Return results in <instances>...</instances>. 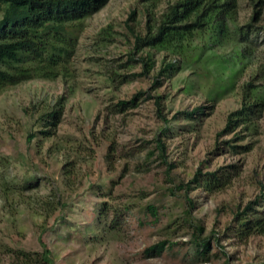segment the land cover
<instances>
[{
  "label": "rangeland",
  "instance_id": "obj_1",
  "mask_svg": "<svg viewBox=\"0 0 264 264\" xmlns=\"http://www.w3.org/2000/svg\"><path fill=\"white\" fill-rule=\"evenodd\" d=\"M153 1L108 0L86 19L67 76L0 90V155L12 162L5 175L9 182L35 177L38 183L19 201L5 199L0 191V264H11L7 247L41 252L40 242L52 251L53 264H264V233L240 238L234 230L236 215L250 202L257 201L253 208L264 213V101L253 131L240 127L218 136L227 116L241 108L247 82L264 85V30L245 41L230 25L229 36L210 50L200 51L206 41L196 39L184 57H176L180 69L157 89L152 88L155 73L122 85L109 83L106 77L114 71H140L137 63L128 62L131 31L142 30L146 9L158 15L165 0ZM249 13L247 1L240 0L236 25L248 22ZM103 30L110 31V40L97 47ZM246 45L249 54L230 80L232 55ZM155 58L158 66L161 54ZM138 91L149 98L143 101V96L124 113L112 111V103ZM156 96L162 97L159 114ZM58 100L63 113L52 127L46 124L52 120L39 117L55 109ZM196 107L202 112L194 114L195 121L184 118V111ZM47 129L49 138L40 133ZM227 141L250 150L234 154ZM109 145L115 148L112 165L105 158ZM65 164L70 187L63 182ZM231 165L237 169H224L232 175L224 188L206 193L192 182L197 173ZM98 185L108 199L92 194ZM53 193L64 198V206H48ZM86 199L108 200L116 229L84 235L79 204ZM60 217L76 228H56L55 237L51 230ZM195 225L208 241L202 256L193 243ZM162 242L159 254H146L145 249Z\"/></svg>",
  "mask_w": 264,
  "mask_h": 264
},
{
  "label": "trees",
  "instance_id": "obj_2",
  "mask_svg": "<svg viewBox=\"0 0 264 264\" xmlns=\"http://www.w3.org/2000/svg\"><path fill=\"white\" fill-rule=\"evenodd\" d=\"M156 1L154 0L153 4ZM246 1L250 7V13L248 22L243 26L236 25L240 0H165L158 15L151 12L149 8L146 9L147 16L142 30L131 31L132 47L128 54V62L137 63L140 71L122 75L114 71L106 77V81L109 83L117 81L122 85L137 80V78H147L155 73L151 76L152 88L157 89L161 86L163 78L173 77L180 69L176 57H184L196 39L206 41V45L205 43L201 45L200 51L210 50L229 36L231 25L232 31L239 35L240 40H248L250 36L256 34L258 29L264 30V0ZM107 2L108 0H0V90L5 86L17 85L33 79L53 81L67 76L68 66L76 54L86 19L101 10ZM133 16L134 12H131L129 19ZM257 24L262 25L259 27ZM110 35L109 30H103L95 46L100 47L108 42ZM247 49L249 45L237 47L233 53L230 80L242 69L249 54ZM137 54L139 57L135 58ZM157 54H161L158 66L155 58ZM143 96H146L142 99L143 101L149 98L146 92L138 91L126 100H116L110 108L114 113H124L128 109L136 108ZM161 98L160 96L154 97L158 114L161 113L159 108ZM263 101L264 85L257 87L247 82L241 94V108L227 116L225 127L222 132L218 133V136L223 133L231 134L240 127H243V131H253L254 118L260 112L259 108L263 106ZM56 106L55 109L41 114L39 119H50L52 121H46V124L55 127L63 113L60 100L56 102ZM201 112L202 108L196 107L190 112L184 111L183 115L184 118L195 121L194 114L199 115L198 113ZM167 130L168 127L163 129V132ZM40 133L46 138L52 135L51 129L42 130ZM31 138V135L27 136L26 141L30 142ZM242 138L241 136L234 137L240 141L243 140ZM226 143L234 154L250 150L249 145L239 146L229 141ZM157 147L161 152L164 149L160 141H157ZM107 149L105 158L108 165H112L115 156L114 145H109ZM11 165L9 157L0 155V191L5 199L19 201L26 191L37 188L38 183L35 177H25L22 181L13 179L9 182L5 172ZM64 166L67 167L64 172L67 175L63 177V182L65 187H70L72 182V176L69 175L70 168L68 164ZM224 169L236 170L237 166L217 168L202 175L197 173V177L192 182L206 193L224 188L232 178L231 173ZM98 186L96 191H91L92 194L108 199V193L101 185ZM256 202L247 204L244 211L237 214L234 219L236 222L234 230L240 238L264 233V213L260 214L253 208ZM58 203L64 206V198L59 193H53V197L47 204L55 209ZM187 204L189 209L194 206L190 200H187ZM79 208L85 219L81 229L84 235L98 230L116 229V219H109L108 216L110 211L108 200L97 202L86 199L84 203L79 204ZM56 228L73 231L76 226L73 224L66 226L65 219L60 217L54 221L52 226L51 233L55 237L57 236ZM195 228L197 236L193 243L202 256L207 251L208 241L199 237L202 227L195 225ZM40 244L41 252H26L10 247L5 250L11 264H53L52 251L45 244L41 242ZM163 246L164 242L158 243L145 249V252L146 254H159Z\"/></svg>",
  "mask_w": 264,
  "mask_h": 264
}]
</instances>
